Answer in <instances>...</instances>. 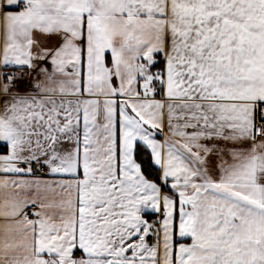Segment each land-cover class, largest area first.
<instances>
[{"label":"snow or ice","instance_id":"obj_1","mask_svg":"<svg viewBox=\"0 0 264 264\" xmlns=\"http://www.w3.org/2000/svg\"><path fill=\"white\" fill-rule=\"evenodd\" d=\"M0 264H264V0H0Z\"/></svg>","mask_w":264,"mask_h":264}]
</instances>
